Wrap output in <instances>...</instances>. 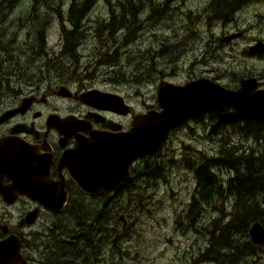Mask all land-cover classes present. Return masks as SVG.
<instances>
[{
	"label": "rangeland",
	"instance_id": "374dc122",
	"mask_svg": "<svg viewBox=\"0 0 264 264\" xmlns=\"http://www.w3.org/2000/svg\"><path fill=\"white\" fill-rule=\"evenodd\" d=\"M63 1L66 15L72 0ZM151 1L153 13L163 9L166 4L168 12L155 15L141 12V17L136 20L139 22L138 35L121 48L118 60L105 64L97 63L100 48L93 30L96 25L94 21L108 12L106 0L98 1L83 20L87 30L78 48L80 56L77 63L65 57L57 59L62 37L61 22L55 14L46 28V59L36 57L27 50L31 36L27 34L26 27L20 26L18 17L15 18L16 21L6 28V40L0 42V56L5 55L7 66L11 62L7 55H12L13 50L15 60L18 59L19 66L25 72L19 77H7L6 72L5 75L0 73L3 84H21L22 91L28 93L33 86L44 89L63 79L82 80L87 87L118 91L134 110L141 112L149 107L156 108L155 90L160 79L184 83L207 76L230 88L238 87L241 77L255 76L264 80V54L247 50L254 40L264 39V0H248L235 11L230 21L207 19L213 11L209 8L210 0ZM29 7L30 0H19L12 8L11 18L25 16ZM238 30L243 31L242 35L228 41L222 40ZM13 36L18 37V42L7 44ZM140 54L162 56L157 70L151 69L143 74L145 64L136 65ZM173 56L177 57L176 64L166 61ZM15 66L18 71L17 63ZM3 84H0V94L4 92ZM70 104L67 99L58 102L61 111L67 110ZM225 139L243 143V146L253 145L252 139L245 140L232 127L220 128L218 133L216 129L213 131L208 118L204 116L191 117L174 126L167 133L159 155L149 159L152 163L157 161L163 164L162 176L158 180L142 179L141 201L128 203L121 198L119 201L116 199L119 205L126 207L122 213L124 219L119 221L124 224L125 220L127 232H123L120 240L113 244L103 236L96 237V242L87 249L85 256L84 252L81 256L85 264H217L208 260L194 263L193 260L205 243L200 224L209 223L212 217L219 215V211L205 206L202 211L204 214L199 213L202 218L196 228L188 224L182 213L196 190L195 171L188 164L197 160L200 152L217 154ZM143 164L142 159L134 163L138 168ZM217 172L221 180L227 181L228 170L217 169ZM77 201H81V198ZM96 202V199L86 196L82 199L84 206ZM217 202L224 201L217 199ZM230 205L229 202L227 210H230ZM22 209V205L13 207L11 216V212L0 205V214L6 211L5 216L15 225ZM75 224L74 217L64 211L57 215L44 213L34 225L27 228L23 252L30 264H65L62 261L74 264L61 257L56 250L46 248V245L55 244L58 236L63 239L67 234L75 233ZM260 249H264V245ZM258 257L264 262V251Z\"/></svg>",
	"mask_w": 264,
	"mask_h": 264
},
{
	"label": "trees",
	"instance_id": "16d2710c",
	"mask_svg": "<svg viewBox=\"0 0 264 264\" xmlns=\"http://www.w3.org/2000/svg\"><path fill=\"white\" fill-rule=\"evenodd\" d=\"M97 1L100 0H72L65 15L63 0H30L27 14L16 15L12 19V8L19 0H0V42L6 40V28L18 17V21H21L20 26L26 27L27 34L31 36L27 50L36 57L46 59V28L51 22L52 15L55 14L61 22L62 37L60 55L56 58L61 60L65 57L77 63L80 56L78 48L87 30L83 20ZM106 2L109 5L107 14L94 21L96 25L93 32L100 48L98 64L118 60L121 48L137 35V33L125 37L115 35L114 21L131 20L133 17L136 18L138 12H149L154 15L168 12L166 4L163 9L153 13L151 0H106ZM208 4L213 10L212 14L207 16L209 20L230 21L240 7L232 0H210ZM16 42L18 37L13 36L7 44ZM13 53L12 50V55H7L8 60L11 61L7 66L5 55L0 56V73L5 75L6 72L7 77L19 75L23 69L19 66L18 59L15 60ZM161 58L162 56L158 54L150 57L148 54H140L136 59V65L145 64L142 68L143 74L151 69L156 71ZM166 61L176 64L177 57L173 56ZM16 63L18 71L15 70ZM1 74L0 83H2ZM203 116L208 118L213 131L216 129L218 133L220 128L232 127L245 140L252 139L253 145L243 146V143H233L230 139H225L217 154L208 155L200 152L197 160L188 164L195 171L196 190L185 212L182 213L183 218L188 220L189 225L196 228L195 226L199 225L202 218L199 213L204 214L202 211L205 206H211L219 211V215L212 217L209 223L200 224V232L205 243L203 248L200 247L198 250V255L194 257L193 262L208 260L217 264H264L258 257L264 251L260 249L264 241L261 244H255L248 236V228L253 221L258 220L264 226V110L233 107L223 111L209 109L201 114L190 115L177 122L175 126L188 118ZM163 145L164 143L153 155L141 158L144 162L141 168L133 165L125 181L117 190L97 196L87 194V198L97 200L92 204L95 207L88 204L84 206L82 204L84 195L78 194L80 195L78 199L81 198V201L76 199L67 204L63 210L74 217L75 233L67 234L63 239L58 236L57 242L46 245V248L51 251L56 250L61 257L74 264H85L81 256L83 252L85 256L87 249L96 242V237L103 236L111 244L120 240L123 232H127L128 226H124L125 220H123L124 224L119 221L126 207L119 205L117 200L121 198L128 203L141 201L142 179L158 180L162 176L163 164L157 161L152 163L149 159L152 156L156 158L162 151ZM217 169L229 171L227 181L220 179ZM217 199L224 202L219 203ZM229 202L231 207L227 210ZM62 262L70 264L69 261Z\"/></svg>",
	"mask_w": 264,
	"mask_h": 264
},
{
	"label": "water",
	"instance_id": "95a60500",
	"mask_svg": "<svg viewBox=\"0 0 264 264\" xmlns=\"http://www.w3.org/2000/svg\"><path fill=\"white\" fill-rule=\"evenodd\" d=\"M240 32L230 33L222 38L228 41ZM264 49V41L258 39L248 47L250 52ZM66 87L61 86V89ZM64 93V91H61ZM85 100L98 106H109L122 112L129 111L123 96L116 92L91 88L83 93ZM155 100L157 108H147L133 116L132 124L126 131L111 133L107 131H90L87 145L81 140L76 149L66 151L61 158L77 186L88 195H101L117 190L130 173V165L136 159L151 156L163 144L167 133L179 121L193 114H201L209 109L223 111L228 107L264 110V87L255 76L239 79L236 88L227 87L207 76L190 79L184 83H175L160 79L156 85ZM14 109L12 112H15ZM10 114L6 111L3 116ZM58 115H49L51 122L57 126ZM48 119V120H49ZM64 119V118H61ZM66 120V119H64ZM61 132H65L64 129ZM28 157L37 155L27 152ZM5 165L6 173H11V182L0 187V192L9 188L18 190H38L37 198L52 211L58 212L63 206L66 195L61 202H56L46 194L47 185L25 182L24 159L12 160V165ZM30 173V170L27 169ZM45 174V171H44ZM14 178L12 179V176ZM36 210L28 212L26 218L33 220ZM124 219L123 214L120 215ZM250 240L255 244L264 241V226L255 220L248 228ZM21 239L14 233L0 240V264H30L20 251Z\"/></svg>",
	"mask_w": 264,
	"mask_h": 264
},
{
	"label": "flooded vegetation",
	"instance_id": "af4514ba",
	"mask_svg": "<svg viewBox=\"0 0 264 264\" xmlns=\"http://www.w3.org/2000/svg\"><path fill=\"white\" fill-rule=\"evenodd\" d=\"M232 1L234 4L240 5L239 9L248 2V0ZM140 15L141 12H138L136 18L133 17L131 20L114 21V34L120 37L132 36L136 33L138 35L139 22L136 20H139ZM235 32H240L238 36L243 33L241 30ZM258 39L264 41L262 38ZM248 52L250 51L248 50ZM250 53L262 55L264 49ZM24 72L22 69L20 74H24ZM16 76L19 77L17 74ZM3 83L2 81L0 84ZM61 86L66 88L61 89ZM260 86L264 87V80H260ZM91 88L98 87H87L82 80L70 81L65 79L44 89H41L40 86H33L28 93L22 91L21 84L17 86L7 82V84L2 85L4 92L0 94V187L8 185L12 175L6 173L5 165L1 162H7L11 166L12 160L23 158L26 174H28L23 178L25 182L47 185L49 190H46V194L56 202H61L66 195L64 206L58 212H54L39 201L36 195L41 192L38 190L9 188L7 192L3 190L6 196L0 192V205L6 210L11 212L15 206H23L15 225H12L8 217L5 216L6 211L2 215L0 214V240L10 233L18 235L21 239L20 251L27 260L28 258L23 252L27 228L34 225L44 213L49 215L61 214L65 206L78 199L80 195L87 197V192L77 186L67 166L61 162L64 153L80 146L81 140L87 145V137L90 136V131L118 133L128 130L134 114L140 112L134 110L121 93L110 89L99 88L123 96L125 103L130 107L129 111L125 113L109 106L89 103L85 100L83 93ZM62 90L64 93L61 92ZM64 99L69 100L71 104L67 110L61 111L58 102ZM14 109L17 110L12 112ZM6 111L10 114L3 116ZM52 113L58 115L57 119L60 121L58 126L51 122L52 119H49V115ZM62 129L65 132H61ZM29 150L37 157H28L27 152ZM137 160L139 159L131 163L130 171ZM27 169L30 170V173L27 172ZM32 210H36L35 216L33 220H29L31 217L26 218V216Z\"/></svg>",
	"mask_w": 264,
	"mask_h": 264
}]
</instances>
